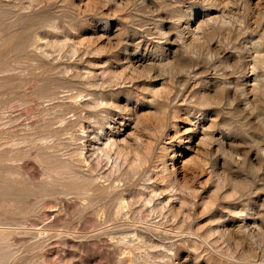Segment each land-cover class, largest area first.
<instances>
[{
  "label": "rangeland",
  "instance_id": "rangeland-1",
  "mask_svg": "<svg viewBox=\"0 0 264 264\" xmlns=\"http://www.w3.org/2000/svg\"><path fill=\"white\" fill-rule=\"evenodd\" d=\"M0 264H264V0H0Z\"/></svg>",
  "mask_w": 264,
  "mask_h": 264
}]
</instances>
